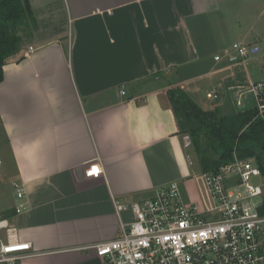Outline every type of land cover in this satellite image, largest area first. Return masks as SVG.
<instances>
[{
	"label": "crops",
	"instance_id": "crops-1",
	"mask_svg": "<svg viewBox=\"0 0 264 264\" xmlns=\"http://www.w3.org/2000/svg\"><path fill=\"white\" fill-rule=\"evenodd\" d=\"M231 1L29 0L34 24L16 29L23 51L0 83V147L28 205L17 214L14 191L0 235L10 225L36 254L19 264H104L92 248L133 219L118 206L186 179L168 90L187 92L220 53L210 17ZM96 158L104 175L92 180Z\"/></svg>",
	"mask_w": 264,
	"mask_h": 264
},
{
	"label": "built area",
	"instance_id": "built-area-1",
	"mask_svg": "<svg viewBox=\"0 0 264 264\" xmlns=\"http://www.w3.org/2000/svg\"><path fill=\"white\" fill-rule=\"evenodd\" d=\"M29 50L27 57L36 52L33 47ZM250 52L247 45L234 43L215 55L214 62L242 65ZM252 53L259 50L253 49ZM249 93L256 104V118L264 119V78L252 81ZM217 96L207 94L209 99ZM238 102L242 108L244 104ZM103 175L102 164L96 158L89 164L86 177L93 180ZM258 179L263 177L255 160L234 155L227 165L196 177L203 207L187 203L180 183L172 182L158 188L152 200L128 208L119 205V211L130 209L133 219L121 221L120 235L92 250L104 264H264V216L260 213L264 187ZM13 186L16 213L20 214L28 209L25 185L16 182ZM4 228L0 264H19L36 256L31 243L17 240L15 228Z\"/></svg>",
	"mask_w": 264,
	"mask_h": 264
},
{
	"label": "rangeland",
	"instance_id": "rangeland-1",
	"mask_svg": "<svg viewBox=\"0 0 264 264\" xmlns=\"http://www.w3.org/2000/svg\"><path fill=\"white\" fill-rule=\"evenodd\" d=\"M210 22L217 39L224 41L223 47L216 48L218 52L224 53L225 49L234 43L247 45L251 52L246 63L242 65L230 66L227 63L220 64L207 60L205 66L198 69L196 78L188 83L187 92H190L192 98L206 111L217 107L221 116L254 109L256 104L253 95L249 93L250 84L264 78V0H233L224 5L222 12L211 16ZM253 49H258L259 53H252ZM219 91L223 93L219 104L215 103L218 96L215 99L207 97L208 93L217 95ZM238 101L244 104L242 108L238 106ZM3 139V128L0 125V145ZM182 143L189 168L188 176L180 182L183 198L189 204L196 203L203 207L200 187L196 181V177L203 172L191 143H185L183 139ZM6 154V150L0 147V162L3 161V165L0 166L2 180L0 206L13 208V203L10 202L15 189L11 185L15 180ZM258 183L264 187V179H258ZM6 190H9L8 193ZM202 207L201 210L204 209Z\"/></svg>",
	"mask_w": 264,
	"mask_h": 264
},
{
	"label": "trees",
	"instance_id": "trees-1",
	"mask_svg": "<svg viewBox=\"0 0 264 264\" xmlns=\"http://www.w3.org/2000/svg\"><path fill=\"white\" fill-rule=\"evenodd\" d=\"M34 21L29 0H0V83L4 67L23 51L16 29H31ZM168 97L179 126L177 134L191 142L202 172L216 171L236 155L255 160L264 179V119L256 118L254 109L221 116L217 107L204 110L189 92L176 86L168 90ZM260 213L264 216V205Z\"/></svg>",
	"mask_w": 264,
	"mask_h": 264
},
{
	"label": "water",
	"instance_id": "water-1",
	"mask_svg": "<svg viewBox=\"0 0 264 264\" xmlns=\"http://www.w3.org/2000/svg\"><path fill=\"white\" fill-rule=\"evenodd\" d=\"M220 99H221V96H219L218 99H216L215 103L219 104Z\"/></svg>",
	"mask_w": 264,
	"mask_h": 264
}]
</instances>
